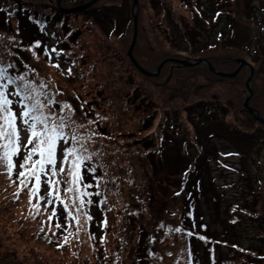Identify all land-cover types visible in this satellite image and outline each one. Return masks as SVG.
Returning a JSON list of instances; mask_svg holds the SVG:
<instances>
[{"label":"rangeland","instance_id":"obj_1","mask_svg":"<svg viewBox=\"0 0 264 264\" xmlns=\"http://www.w3.org/2000/svg\"><path fill=\"white\" fill-rule=\"evenodd\" d=\"M21 1L30 8L42 9L44 13L45 8L76 11L68 15V18L72 15L68 20L71 26L66 34L70 37L71 32L80 40V45L75 43V49L72 47L75 54L67 52L59 58L52 54V59L60 62L63 72L67 73L68 62L78 63V76H73V81L62 80L57 72L59 69L49 64L44 56L45 49L64 46L51 30V21L41 29V34L37 28L40 20L34 17L27 19L29 14L23 12ZM89 1L1 0L0 52L3 39L15 42L18 38L26 44L27 48L15 47V50L33 61L30 80L37 86L47 85V89L55 93V100H64L79 110L75 111L78 115L74 118L78 126L75 130L85 139L92 137L86 145L91 155L87 163L101 161V158L112 163L111 172L120 177L118 185L126 199L133 197V179L142 186L141 195L146 199L151 214L150 218L145 217L144 222L161 226V221L168 220L174 228L186 234L183 230L184 208L188 193H192V185L196 187L193 196L196 199L195 215L190 220L193 219V223H190L193 224L191 228L200 233L191 236L200 242L193 239V248L198 252H194L190 261L227 264L228 260L240 257V253L231 254L232 251L219 245L212 253L210 249L218 238L264 253V125L244 107L249 97L246 83L251 75V65L254 74L249 82L252 90L249 106L264 119V0H229L223 3L221 0H163L189 27L193 23L197 27L202 26V32H192V36L197 37L194 42L196 48H200L198 51L190 49L188 44V50H177L169 42L163 34L164 25H159L163 18L150 9L148 0H138L134 11L133 0H98L95 10L89 14L81 9L74 10ZM229 14L233 20L228 18ZM135 16L136 42L132 54L140 67L156 72L164 60L172 58L195 65L170 62L153 77H147L135 68L128 57L135 35ZM31 19L33 21L29 22ZM218 32L223 33L220 40ZM210 40L218 47L201 50L202 45ZM41 41L43 50L37 53L36 43L41 44ZM69 43H72L70 38ZM232 44L236 47L229 48ZM4 58L5 55L0 53V63ZM199 59L202 62L197 63ZM243 61L249 65L241 66ZM237 69L235 76H226ZM138 95L145 100L143 104L135 103ZM203 101L206 105L194 111V106ZM141 105L139 112L143 113L138 112ZM153 112L156 113L154 119L151 116ZM150 123L153 126L146 129ZM244 133L258 137L246 141L242 138ZM27 135V132L21 133L22 142L26 141ZM148 135L158 138L162 153L133 155L135 147L141 146L145 151L146 146L140 138ZM153 139L152 145L155 146L156 138ZM63 147L61 142L58 161L63 156ZM21 157L23 153L16 161L18 171ZM121 162L126 167L130 165L131 175L119 167ZM56 167L60 168L59 162ZM37 187L43 197L48 187L46 184ZM253 188L257 189L255 195L251 192ZM10 189L15 192L2 194L5 189L0 187L1 257L12 253L16 260L22 261L21 264H25V258L29 259L26 264H34L35 257L42 258L44 264H135V244L132 246L135 238L130 243L131 247L118 259L113 250L114 242L119 241L118 227L114 226L115 232H110L107 225L106 235L101 238L104 214L96 205L90 208L85 205L82 210L86 211L87 217L79 215L83 211L73 207V200L79 202V194L73 198V193L67 191L66 186L61 196L65 204L70 205L68 210L76 219L75 228L68 221L67 231L62 230L71 235L64 251H57L59 239H55V235L57 229H61L55 226L58 217L55 215V219L49 222L52 213L41 203L37 212L34 207L37 200L30 197L28 188L21 190L11 182ZM18 191L19 201L13 200L17 202L12 209L15 211L5 213L6 204ZM199 193L201 195L197 197ZM87 197L86 194L84 198ZM41 202L45 203L44 197ZM246 208L256 215L244 214ZM116 211L121 213L122 208L118 206ZM32 218L33 225L37 222L46 224L50 239L38 242L33 236V226L25 229ZM122 219L120 215L119 220ZM139 225L135 226L136 230ZM201 232L211 239H200ZM159 238L161 252L168 259L173 245L171 236L162 232ZM175 244L173 252L177 253L183 245L178 240ZM240 258L241 264H248L246 259ZM256 260L251 264H264L260 257ZM151 264H159V261Z\"/></svg>","mask_w":264,"mask_h":264},{"label":"trees","instance_id":"obj_2","mask_svg":"<svg viewBox=\"0 0 264 264\" xmlns=\"http://www.w3.org/2000/svg\"><path fill=\"white\" fill-rule=\"evenodd\" d=\"M1 1V0H0ZM221 2H229V0H221ZM148 3L150 5V9H152L154 11V13L159 17L162 16L163 20L159 25H164L165 30L163 32L164 36L166 38H168L169 42L176 47L177 50H184L187 49L188 47L186 46L187 44L190 46V49H195V51L200 50V48H196V44L194 42V40H197V37L192 36V32H202V26L197 27L196 23H193L190 25V27L187 25L186 22H183L182 20H180L178 17L175 16V12L173 10V8L171 6H169L168 4H166L163 0H148ZM96 3L91 6L90 8L84 9L82 11H84L85 13L89 14L92 13L95 10V6ZM21 6L23 9V12L26 14H29L26 16V18L28 19V17H34L35 19H39L41 24L39 23L37 26V28L39 29L40 33L41 29H43L45 27V25L47 24V22L51 21V30H53L56 33V38L59 42H61L62 44H64V46H62L61 48H59L58 50H63V55L61 56H65V54L68 52V54H72L74 55V51L72 50V47H74L75 49V43L79 44L80 40H78V36L77 35H72V33L70 32V37H67V33H68V29L71 26V24H69L68 20L69 18H71V16L68 18V15L70 13H75L76 11L73 12H65V11H61V10H54V8H45V13L41 10L34 8H30L29 5H27L26 3L21 1ZM49 9V10H46ZM26 10V11H24ZM80 11V10H79ZM4 13V12H3ZM230 17H228L230 20L233 17H231V15L229 14ZM33 18V19H34ZM30 19V18H29ZM33 20L31 19L29 22H32ZM37 22V20H36ZM32 33L34 32V26L32 27ZM73 30L74 27H73ZM116 30V29H115ZM113 33V32H110ZM109 33V34H110ZM122 34V33H121ZM120 34V35H121ZM221 34V35H219ZM72 35V36H71ZM123 35V34H122ZM223 36L222 32H218V40H220V38ZM69 38L71 40L72 43H69ZM199 38V36H198ZM18 38H15V42L9 41V40H4V44L2 45V51L0 53H2L3 55H5V58L2 60L3 64H7V63H12L15 65V69L13 70V74H27L28 78L30 79L32 76L31 71L33 70V66H31L30 64L33 62L31 60V58H29L28 56L19 53L15 50V47L23 49V48H27L26 44L22 43V40L18 41ZM210 39L209 37H207V40ZM217 39V38H216ZM199 41V40H198ZM212 41H207L204 45H202L201 50H204L206 47V50L208 49H215L218 47L217 44H213L211 43ZM32 45V44H31ZM43 45L44 43L41 41L40 47L37 48V53L42 52L43 50ZM80 45V44H79ZM230 47H236V45L232 44L228 46ZM56 48V47H53ZM57 49V48H56ZM249 49V47H248ZM9 52H11L12 56H10ZM256 53H259V51H256ZM45 56V55H44ZM47 57V56H45ZM129 57V56H128ZM130 59V57H129ZM27 61V62H26ZM131 61V59H130ZM47 62L49 64H55V63H59L60 62L58 60H49V58L47 57ZM131 63L133 64V62L131 61ZM72 67V74L69 76L66 74V72H63L61 70V66L58 68L59 70L57 71L58 74L63 78L62 80H66V81H73L72 77L73 76H78L77 73L79 72V65L76 61H74V65H72V62H68L67 65V69L69 67ZM133 66L135 67V65L133 64ZM173 67V66H172ZM136 68V67H135ZM164 68V67H163ZM174 68V67H173ZM61 70V71H60ZM56 72V75H57ZM68 77H67V76ZM149 77V76H147ZM48 92H51V90L48 88L47 89ZM53 93V90L52 92ZM55 94V93H54ZM59 97H61V94H59ZM136 102L135 103H139L143 104L145 102V100H143L141 98V96H137L136 98ZM57 101V100H56ZM57 105L55 106L54 110L57 112V114L60 113V103H66L64 100L59 99V101H57ZM107 103V102H106ZM135 103H131V104H135ZM206 102L203 101V103H198L196 106H194V111L198 110L199 108H201V106H205ZM210 106V105H208ZM56 107L58 109H56ZM142 105L138 107V112L140 110H142ZM212 109H215L214 107H211ZM76 111H79L78 109ZM75 114L72 115V119L74 120V118H77V113L74 112ZM139 113H143V112H139ZM156 113H152V119H154ZM144 120V119H143ZM142 120V121H143ZM140 122L141 124L143 122ZM153 124L150 123L146 126V129H149L150 127H152ZM144 129V130H146ZM245 135L242 136L243 140L246 141H251L254 140L256 137H258V135H246L248 133H244ZM255 137V138H254ZM153 138H156V145H157V140L158 138L154 135H148L145 136L143 138H140V141L144 142V146H146L145 151H143V147L138 146L135 147L133 149V152L135 156H139V155H148L146 151L151 152L152 148H155L156 145H152V141L154 140ZM65 147V145H64ZM63 147V148H64ZM63 148H62V153H63ZM154 151V150H152ZM58 152V151H57ZM23 157H21L20 160H22ZM63 159V157H62ZM61 159V160H62ZM95 164H91V163H85L84 164V171H83V175H82V179H83V184L85 185H91V187H83V186H79L80 187V193H82L83 195H79L77 196V198L79 200H90L91 203L86 204V206L88 208H90L91 206L96 205L98 207V209L101 211L102 214H104V219H106V221L108 222V228L110 230V232H115L113 227L116 226L119 229V241L114 242L113 245V250L114 252L118 255V259L121 258V256L123 255L124 252H126V250L128 248H130V243L132 241L133 238H135V242H132V246L133 244H135L134 248H133V253H134V261L135 264H149V262H158L159 264L162 263L163 261H167L168 264H192L191 260V255L192 253L190 252V250H188V248H179V251L177 253H174V249L176 247L175 242L178 240V234L174 229H167V231L169 232L171 239L173 241V245L171 246V253L168 255V259L164 258V255L161 252V247L159 246L160 243V238L159 235L160 233H162L163 227L159 228V226L157 224L153 225L149 222H144L142 223V219H144L146 216H141V214H144V212L147 210L146 208V203L147 201L144 200V198L141 196V185L137 184L135 181V179H133V184L134 185L132 188L134 189V193H133V197L130 199H126L121 195V188L119 187L118 183L120 180L119 176L113 175L111 172V165L108 163L103 164L104 170L101 171V173L98 174L99 169L96 170L94 168ZM119 167L122 168L123 171L128 169V175H131V168L130 165L126 167L125 164H120ZM89 169H95L94 172L90 171ZM16 171H18V169L16 168ZM65 172H67V165H65ZM0 177L2 178V182H0V187H4V191L2 194H12L15 191H11L10 189V183L12 181H14L16 179L15 175H13V177L11 179H9V177L7 175L4 174V170L2 168H0ZM65 177L62 176L63 180ZM260 183H262V180H259ZM45 185V184H44ZM47 186V185H46ZM48 187V186H47ZM61 190L59 192H54V195H56L58 197V199L54 202L53 205L51 206H47V200L50 198L48 196V190L46 191V193L44 194V198H45V203L40 202L42 204V207L45 209H48L49 212H51L52 214L55 213V215L58 217L57 220H55V224L59 223L60 225H66L68 223V221H70V217L68 215L69 211H65L64 205L65 201L62 199H60L59 194L63 193V188L64 185H61ZM251 192L254 193V195L257 192L256 188L251 189ZM17 193V192H16ZM98 193V194H97ZM20 194V193H19ZM87 194V198H84V196ZM91 194V195H89ZM73 195V194H72ZM20 197H16L14 196L11 200V202L6 204V208H5V213H10L11 210L13 208H15L17 206V202L15 201H19ZM73 198H76V196L73 195ZM15 200V201H13ZM121 207L122 208V212L118 213L116 211V207ZM70 207V205H68V208ZM53 209H55V211H52ZM15 210H12V212H14ZM83 213H79V215H84L86 216V211L82 210ZM119 214L123 215V221L119 220ZM55 215L53 216V220L55 219ZM87 217V216H86ZM151 217V216H150ZM149 218V217H148ZM34 218L30 219L29 223L26 225L27 228H25L26 230H28V227L33 226L34 228V238L36 241L38 242H45L47 239H50L48 231L46 230V224L44 225V223H40L37 222L33 225V223H31V221ZM160 220V219H158ZM17 222V221H16ZM139 222L140 225H139ZM74 223V222H73ZM139 225V228L136 230L135 226ZM75 228V226H73ZM168 226H166L167 228ZM41 229H43V231H41ZM63 228L61 229H57V233L55 235V239H59V243L62 241V238L64 235H68L69 238L71 237V235L66 234L65 232L62 231ZM132 232H133V237H132ZM131 235V237H130ZM137 241V243H136ZM228 242V241H227ZM68 243V242H67ZM65 244L63 247L58 248L57 251H64L65 249H63L65 246H68V244ZM229 245L232 246V244H237L238 245V249L236 251L232 250L231 254H237L241 251L242 256L241 257H246V259L248 258V263H252L249 259H253L254 262H256V258H254L255 256L257 258H261V260H264V253H259V251L254 250V248H248V247H243L240 246L238 243H232V242H228ZM51 245V244H50ZM230 248V247H229ZM6 261V263H3V261ZM0 264H21V260L19 259H15V256L12 253H6L3 257L0 256ZM23 262L29 263V259L25 258L23 260ZM181 262V263H180ZM233 262V264H241L242 260L239 257L234 258L231 262H228V264H231ZM34 264H44V260L42 258H36L35 257V262ZM87 264V263H85Z\"/></svg>","mask_w":264,"mask_h":264},{"label":"snow or ice","instance_id":"obj_3","mask_svg":"<svg viewBox=\"0 0 264 264\" xmlns=\"http://www.w3.org/2000/svg\"><path fill=\"white\" fill-rule=\"evenodd\" d=\"M36 47H40L39 42L36 43ZM52 54L59 58L64 53L56 48L45 49L44 55L49 60H52ZM53 66L60 67L58 62ZM14 69L15 65L12 63H0V168L9 179L15 175L16 179L12 182L21 190L28 188L30 197L37 200L34 207L39 212L43 197L39 195L40 188L37 186L42 184L48 186L50 198L47 200V206L53 205L58 199L54 192H59L61 185L66 186V190L72 192L74 196L83 195L79 186L91 187L83 184L82 175L84 164L91 160L86 145L91 142L92 137L85 139L75 130L78 127L72 119L75 108L67 103H60V113L57 114L54 108L58 102L54 99L55 94L47 91V85L37 86L27 74H13ZM66 74L69 76L72 74L71 66ZM22 132L28 134L24 142L21 141ZM61 142L65 145L63 159L57 161V149ZM21 153L23 159L18 165L19 171H16V161ZM58 162L61 165L59 169L56 167ZM89 170L95 171V169ZM60 176L65 178L60 180ZM14 195L18 198L19 191ZM89 203L90 200H79V202L73 200V207L77 211H82ZM64 208L68 211V205H64ZM54 215L55 213L49 215V222L53 220ZM68 215L71 219H76L71 212H68ZM104 223L106 226L107 222ZM55 226L64 228L65 231L68 227L59 223ZM175 231L182 230L178 228ZM187 235L191 236L193 233L188 232ZM68 239L69 236L64 235L57 247H63ZM200 239L205 238L200 237Z\"/></svg>","mask_w":264,"mask_h":264},{"label":"water","instance_id":"obj_4","mask_svg":"<svg viewBox=\"0 0 264 264\" xmlns=\"http://www.w3.org/2000/svg\"><path fill=\"white\" fill-rule=\"evenodd\" d=\"M97 1H98V0H92V1H90V2H88V3H86V4H83V5L79 6V7H76L74 10H76V9H86V8H89V7H91L94 3H96ZM137 5H138V0H133V11L135 10V8H136ZM136 23H137V18H136V16H135V17H134L135 35H134V40H133V42H132V44H131V47H130V49H129V51H128V55H129L130 59L132 60L133 64L137 67V69H138L139 71L143 72V73H144L145 75H147V76L153 77V76H157V75H159V72L161 71L162 67H163L166 63H168V62H175V63L183 64V65H185V66H193V65H195V63H191V62H189V61H187V60H179V59H173V58H172V59H166V60H164V61L160 64V66L157 68V71H156V72H148V71H145L142 67L139 66V64L137 63V61L135 60V58L133 57V54H132V51H133V48H134V45H135V42H136ZM200 62H202V60L199 59V60L197 61V63H200ZM247 64H248L247 62L243 61L241 66H243V65H247ZM248 65H249V64H248ZM209 66H210V69H211L213 72H215V70L213 69V67H211V65H209ZM249 66H250V69H251V75H250L249 80H248L247 83H246V86H247L248 89H249V97L246 99V101H245V103H244V107L248 110V112H249L253 117H255L260 123H262V124L264 125V119L261 118V117L259 116L258 112H257L254 108H252L251 106H249V100H250V98H251V96H252V90L249 88V82H250L251 77H252L253 74H254V70H253V68L251 67V65H249ZM240 68H241V67H240ZM238 71H239V69H237L234 73H230V74H228V75H226V76H229V77L235 76V75L238 73Z\"/></svg>","mask_w":264,"mask_h":264}]
</instances>
